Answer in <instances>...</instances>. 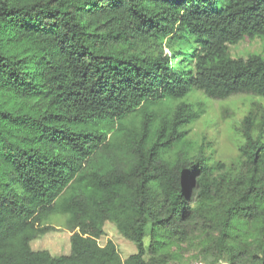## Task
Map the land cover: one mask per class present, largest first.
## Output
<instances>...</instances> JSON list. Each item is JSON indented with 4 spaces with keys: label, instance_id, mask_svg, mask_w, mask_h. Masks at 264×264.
I'll list each match as a JSON object with an SVG mask.
<instances>
[{
    "label": "trees",
    "instance_id": "obj_1",
    "mask_svg": "<svg viewBox=\"0 0 264 264\" xmlns=\"http://www.w3.org/2000/svg\"><path fill=\"white\" fill-rule=\"evenodd\" d=\"M258 37L264 0H0V264H264L261 105L229 164L186 100L264 101V57L230 55ZM55 220L69 255L32 247Z\"/></svg>",
    "mask_w": 264,
    "mask_h": 264
},
{
    "label": "rangeland",
    "instance_id": "obj_2",
    "mask_svg": "<svg viewBox=\"0 0 264 264\" xmlns=\"http://www.w3.org/2000/svg\"><path fill=\"white\" fill-rule=\"evenodd\" d=\"M169 53V51H168ZM251 54L264 57V37L255 40H244L230 48L233 58H247ZM187 69L191 66L187 64ZM186 100L204 103L205 115L191 129L189 138L194 149L205 145L207 152L214 153L215 158L226 163H232L238 156V147L242 142L239 128L244 117L254 108L253 103L261 105L259 115H264V101L252 96L238 95L226 100H213L203 92L191 94ZM61 220H55L54 226L58 231L48 234L32 243L35 250H48L53 256L69 255L71 253L70 234L65 230ZM107 240H112L118 246L123 258L136 253V246L122 238L112 225H106V235L100 244L105 245ZM149 240H146V244ZM191 255L187 254L185 259L190 264ZM182 264V263H181Z\"/></svg>",
    "mask_w": 264,
    "mask_h": 264
},
{
    "label": "built area",
    "instance_id": "obj_3",
    "mask_svg": "<svg viewBox=\"0 0 264 264\" xmlns=\"http://www.w3.org/2000/svg\"><path fill=\"white\" fill-rule=\"evenodd\" d=\"M192 264H203V263L198 261V262H194ZM220 264H227V263L221 262Z\"/></svg>",
    "mask_w": 264,
    "mask_h": 264
}]
</instances>
